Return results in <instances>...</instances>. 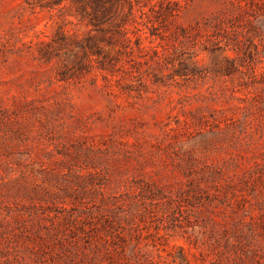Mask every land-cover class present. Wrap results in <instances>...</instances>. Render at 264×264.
Returning a JSON list of instances; mask_svg holds the SVG:
<instances>
[{
  "label": "rangeland",
  "instance_id": "rangeland-1",
  "mask_svg": "<svg viewBox=\"0 0 264 264\" xmlns=\"http://www.w3.org/2000/svg\"><path fill=\"white\" fill-rule=\"evenodd\" d=\"M131 1L0 0V264H264V0Z\"/></svg>",
  "mask_w": 264,
  "mask_h": 264
},
{
  "label": "trees",
  "instance_id": "trees-1",
  "mask_svg": "<svg viewBox=\"0 0 264 264\" xmlns=\"http://www.w3.org/2000/svg\"><path fill=\"white\" fill-rule=\"evenodd\" d=\"M78 3L80 13L87 16L89 23L97 30L103 31V25L109 22L112 12V6L118 0H73ZM128 6L127 16H134V5L131 0H124ZM161 1V0H159ZM175 0H167L164 6H160V10L163 15H170L173 13L175 6H177ZM161 5V4H160ZM124 21V20H123ZM113 26L122 27L124 22L115 23ZM119 32H122L118 29Z\"/></svg>",
  "mask_w": 264,
  "mask_h": 264
}]
</instances>
